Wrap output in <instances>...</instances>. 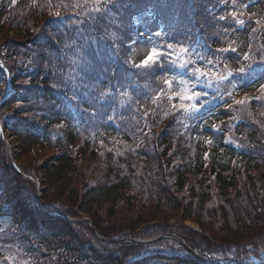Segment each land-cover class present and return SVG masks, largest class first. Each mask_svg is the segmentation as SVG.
<instances>
[{"label": "trees", "instance_id": "trees-1", "mask_svg": "<svg viewBox=\"0 0 264 264\" xmlns=\"http://www.w3.org/2000/svg\"><path fill=\"white\" fill-rule=\"evenodd\" d=\"M239 1L264 24V0ZM213 8L214 0L0 3V35L18 38L1 49L9 76L19 81L0 110V124L15 136L23 158L37 147L51 155L33 173L22 169L34 181L44 179L45 210L86 216L106 239L136 238L142 226L180 216L211 234L210 242L196 232L180 233L213 264H264L261 258L253 262L255 252L248 251L264 238V117L253 116L246 100L235 111L241 119L235 131L244 141L237 150L224 142V133L197 131L199 121L171 107L159 63L130 64L132 18L148 10L163 19L173 43L193 49L201 38L204 54L212 45L214 57L232 43L236 52L227 57L233 65L242 63L243 47L259 55L258 38L252 41L263 30L228 38ZM0 74L1 100L8 78L1 68ZM182 119L194 125L173 128ZM1 152L8 159L2 145L4 164ZM6 169L0 167V264H206L178 243L184 256L154 254L128 263L133 246L101 242L88 226L41 212L36 187ZM156 229L154 234L165 232Z\"/></svg>", "mask_w": 264, "mask_h": 264}, {"label": "rangeland", "instance_id": "rangeland-1", "mask_svg": "<svg viewBox=\"0 0 264 264\" xmlns=\"http://www.w3.org/2000/svg\"><path fill=\"white\" fill-rule=\"evenodd\" d=\"M19 0H0V3L4 4L8 8H12L15 6L16 3H18ZM97 4L99 3V0H94ZM221 3L223 0H220ZM231 4V5H230ZM224 17L230 16L229 24L231 26L241 27L242 25L245 26L246 32L253 31L254 33L257 32L258 29L263 30V35L258 38V41L256 44H258L259 48H261V51L259 55H253V57L249 60H246L243 65L240 66L239 72L244 75H253L256 70L263 71L264 70V24H260L257 20L254 19V17L250 16L249 13H246L244 8L241 5H237L234 2L229 3V9L225 11L223 14ZM229 18V17H228ZM240 21H243V23H240ZM134 26H135V32L137 34V38L134 40L132 44V50H133V57H132V63L133 65H139L141 64V61L146 57V55L151 53V50L155 48L158 52L162 53V56L159 60H164L168 66L171 69V72L173 71V68H177L174 71L173 77L170 79L173 81L171 89H169L167 85L166 92L168 93V101L170 102V105L172 107L173 104L178 105L180 108V104L183 102L185 104L195 105V108L189 107L187 111L181 109L182 111L180 114H189L192 109L195 112L200 111L201 109L207 108L210 105L217 106V109L213 113L214 117H212V122H214V129L217 133L221 132H227L231 135V138H227L229 141L228 143L233 140L237 144H240L242 137H237L235 135L234 128H237L239 126V123H236V121L241 120L238 114L236 113L237 110H239L240 107H235L236 109L229 108L233 105H238L235 102H230L231 96H229L231 92V87L229 86V82L227 80V77L225 72L228 70H231L230 66L228 65V59L225 58V55L228 53H231L232 51H226V52H219L220 56L214 57L215 50L213 49L212 45L209 46L208 50L205 54H198L197 49L193 53L192 49L181 46V43H177L178 46L172 45V47H168V45L163 43H157V33H160V25L159 21L153 17L151 14H144L141 15L138 18L134 19ZM233 29V27L231 28ZM6 33H3L0 35V68L6 69V61H9V58L6 60L4 59V56L6 55L7 51L1 49V46L10 39L17 40V36H15V33H10L9 35L5 36ZM7 38V39H6ZM263 42V43H261ZM252 44V45H256ZM170 45V44H169ZM181 48H187V52H182ZM227 49H230L227 47ZM181 65H184L181 67ZM173 66V67H171ZM4 69H2L4 71ZM196 69H200L203 72H206L207 75L202 76L201 79H194L196 76L197 78L200 77L199 72H196ZM243 69V71H241ZM232 72V71H229ZM173 73V72H172ZM195 73V75H194ZM233 73V72H232ZM237 75V74H235ZM231 80L233 82V85L237 86L236 80L240 79L239 76H235ZM0 76H2L0 74ZM229 76H232L230 74ZM253 80V78H250ZM183 80L186 82V84L183 86V88L187 89L191 93H198L192 101H181L179 98L175 97V93L182 90V86L180 84V81ZM1 82V81H0ZM5 83V81H4ZM199 83L204 86L203 92L200 91ZM19 85V81H16L15 79H12L8 83H5L1 86V88H5V95L2 97L0 102H3L5 99V96L7 94V91L11 92L13 89H15ZM244 85V83H243ZM264 82L261 84L260 88H256L251 90V93L249 94V97L246 98V107L251 112H257L256 115L258 118L264 117ZM238 92H235V94ZM258 97V99H257ZM243 101V100H242ZM230 104L226 107L228 109V113L230 115V119L227 120H220L219 118L221 115L217 117V114L222 113V107L225 103ZM168 103V102H167ZM173 108V107H172ZM236 111V112H235ZM206 117V116H205ZM219 119V120H218ZM206 121H204L205 124ZM181 124V125H180ZM180 124L177 126H174L173 128H188L191 126V122L186 119H182L180 121ZM204 126H199L198 128H203ZM234 127V128H233ZM3 128V127H2ZM3 130V135H1L0 138V147L1 145L5 147L8 153V159L4 155V153L1 152L2 159H6L5 163H0V167H3L4 173L6 168H16L19 170V172L22 175L24 170H30L31 173H33L40 164L46 162L50 158L51 155H48L49 157H45L46 155L36 148L33 155H30L29 158H23L21 156L20 150H19V143L16 140V138L11 134L10 131H7L6 129ZM239 140V141H238ZM1 161V160H0ZM18 173V172H17ZM19 174V173H18ZM19 174V175H21ZM39 174V172H38ZM28 176V175H26ZM30 179V176H28ZM38 189L40 191L39 195H36V198L41 199L43 196V191L45 190L46 186L44 183V179L39 175V178L35 180ZM28 191L32 192L30 188H27ZM3 206H1L2 208ZM83 220H88L86 216H80ZM125 221H127V218L125 217ZM157 226H162L163 229H165V232L163 234H154L156 232ZM141 232L143 233L142 236L136 237H126L127 239H136V240H150L153 238H156L161 235L166 234H173L176 236H181L180 233H185L187 236L188 234H192L193 232L204 235L203 238L210 240L211 242V234L210 233H202V230L197 224H194L192 222H183L182 218L180 216H173V215H167L165 216V219L162 223H152L146 226H142L140 228ZM82 230L81 232H83ZM85 238L87 240H90V236L86 234V232H83ZM182 238V237H181ZM113 240V239H111ZM255 244V245H254ZM254 248H250L248 251H254L255 256H251L252 261L255 263H260L261 260H264V238L261 240H255ZM128 263L139 260L141 258H144L149 255L154 254H164V255H178V256H184V253L182 249L173 241L171 240H165L163 242L156 243L151 246H145V247H133L128 249ZM115 253V252H114ZM113 253V254H114ZM124 253V252H123ZM126 253V252H125ZM258 258H261L258 259Z\"/></svg>", "mask_w": 264, "mask_h": 264}, {"label": "snow or ice", "instance_id": "snow-or-ice-1", "mask_svg": "<svg viewBox=\"0 0 264 264\" xmlns=\"http://www.w3.org/2000/svg\"><path fill=\"white\" fill-rule=\"evenodd\" d=\"M240 23H243V21H240ZM157 35H159V33H157ZM168 47L171 48L172 45H168ZM229 50L236 51V49H234V48L233 49H226V48L225 49H220V51H222V52H226V51H229ZM181 51L182 52H187L188 49L187 48H181ZM161 56H162V53L158 52L155 48H153L151 50V53L146 55V57L141 61V64L134 65V66L135 67H151L152 65L158 63V61H159ZM244 58L245 59H250V57L247 56V55H245ZM183 66L184 65H181V67H183ZM241 71H243V69H241ZM196 72H199V74L201 76L207 75L206 72H203L200 69H196ZM194 75H195V73H194ZM163 82H164V84L168 85L169 89H171L172 84H173V81L171 79H165ZM180 84L182 86V90L179 91V92H176L175 93V97L179 98L181 101H192L193 99H195V97L197 95H199L198 93H191L187 89L183 88V86L186 84L185 81L181 80ZM262 88H264V86H262ZM161 94L162 95L165 94L163 90H162ZM257 99H258V97H257ZM244 102L245 101H238V103H241V104H243ZM172 107L175 108L176 105L173 104ZM189 107H192L194 109L195 105L185 104L183 102L180 104V109H183L185 111H187Z\"/></svg>", "mask_w": 264, "mask_h": 264}, {"label": "water", "instance_id": "water-1", "mask_svg": "<svg viewBox=\"0 0 264 264\" xmlns=\"http://www.w3.org/2000/svg\"><path fill=\"white\" fill-rule=\"evenodd\" d=\"M0 134L3 135V130L2 128L0 127ZM16 172H18L19 174H21L19 172V170H17L15 168ZM21 176L27 180H30L28 177H26L25 175H22ZM35 186H37L33 181H31ZM37 206L39 208V210L45 212L43 210V208L41 207L40 205V199L38 198L37 199ZM47 214H50V215H53V216H59L60 218L66 220V221H69V222H78L77 220L75 219H72L70 217H67L63 214H57V213H50V212H46ZM82 223L88 225L91 229V231L93 232L94 236L100 240V241H105V242H111V243H128V244H132V245H148V244H152V243H155V242H158V241H161V240H165V239H172V240H175L177 241L178 243H180L190 254H192L193 256H196L198 259L204 261L207 263L206 260L202 259L199 255H198V252L190 249L186 243L181 240L178 236L176 235H173V234H167V235H163V236H160V237H157V238H153V239H150V240H135V239H122V240H107V239H104L102 238L98 233L97 231L95 230V227L93 226V223L89 220L87 221H83Z\"/></svg>", "mask_w": 264, "mask_h": 264}]
</instances>
